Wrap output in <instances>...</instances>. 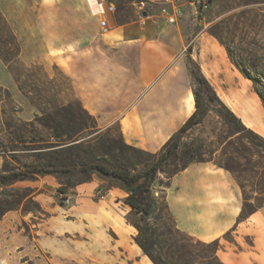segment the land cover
I'll return each mask as SVG.
<instances>
[{
    "label": "crops",
    "instance_id": "0c3cea01",
    "mask_svg": "<svg viewBox=\"0 0 264 264\" xmlns=\"http://www.w3.org/2000/svg\"><path fill=\"white\" fill-rule=\"evenodd\" d=\"M140 2L163 6L144 17ZM131 4L136 7L131 5L129 19L112 16L113 26L103 32H99L98 19L88 12L89 25L84 27L77 22L80 31L60 41V48L55 49L64 59L62 69L71 79L75 95L98 126L117 124L127 144L150 152L160 149L195 108L184 59V51L190 45L191 57L199 63L221 101L245 126L264 137V107L252 84L230 62L225 43L220 44L204 30L210 21L198 16L206 9L198 12L190 0H140ZM59 6L62 5H51V10ZM170 14L174 15V22L168 21ZM201 24L203 27L195 32L194 26ZM70 49L78 51L65 61L64 54ZM190 97L193 107L187 110ZM97 185L96 180H91L74 188L76 199L81 194L85 197L83 202L69 206L65 216L76 218L64 219L63 228L51 238L39 237L44 228L26 231L18 227L28 214L9 210L2 215L0 264H23L17 261L21 257L18 253L30 244L52 252L59 246L62 264H153L129 240L116 245L105 229L79 227L80 222L86 224L78 216L84 209L80 206L98 211L103 203L108 204L106 198L111 190L101 198L91 197ZM13 186L36 189L49 186V178L45 175L22 180ZM124 194L112 188V203H120L116 199ZM40 195L35 193L31 197L45 207L47 202ZM165 198L180 230L202 242L221 238L222 248L217 251L221 262L264 264V199L256 211L237 222L242 189L231 171L212 161L192 163L171 178ZM126 206L123 208L127 211ZM123 213L120 210L117 219L109 220L121 236L126 229H134L126 223ZM70 221H75L76 227ZM227 232L232 242L222 238ZM60 235L78 239H72L76 243L59 239L58 244L52 237ZM85 235L92 238L86 239Z\"/></svg>",
    "mask_w": 264,
    "mask_h": 264
},
{
    "label": "rangeland",
    "instance_id": "374dc122",
    "mask_svg": "<svg viewBox=\"0 0 264 264\" xmlns=\"http://www.w3.org/2000/svg\"><path fill=\"white\" fill-rule=\"evenodd\" d=\"M113 3L116 7L114 1ZM54 4L62 6L52 11L51 5ZM131 5L129 2L125 5L128 11L125 9L121 12H118L116 7L115 14L119 18L129 16ZM132 6L133 9L136 7L135 4ZM162 6L145 2L142 11L148 15ZM88 12L92 16L86 0H0V17H2L0 26L4 25V28L0 29V35L7 38L8 56L12 58L14 56L10 63H5L0 58V171L4 161L12 167L44 164L57 154L55 152L61 145H56L55 138L40 125L38 118L42 115L40 111L42 109L79 100L73 90L71 79L62 69L61 64L64 59L55 49L60 48V41L80 31L76 28L77 22L84 27L89 25ZM137 15L141 16L140 13ZM202 17L210 23L205 27L203 24L195 25L194 31L197 32L203 27L207 35L220 44L225 43L224 47L229 48L232 58L252 77L258 78L261 85L257 86L264 91V0H213L198 19ZM103 31L99 27V32ZM10 34L18 43V54L15 52V39H11ZM77 51L70 49L66 52L65 61ZM186 51L187 48L184 51L185 62ZM247 80L252 84L251 80ZM64 117L66 121L69 119L68 114ZM107 127H111L109 131L113 136H118L116 124ZM107 127L98 126L103 132L107 131ZM16 129H23L25 132L24 137L19 140L11 137L10 134ZM187 136L188 139L203 140L204 157L232 171L242 186V198L248 199V204L256 205L263 199L264 151L253 145L245 133L236 134L210 110L204 121L192 128ZM98 152L103 154L106 150L99 148ZM46 176L49 178V186H42L24 193L26 196L22 197L21 204L12 209L21 214H28L18 227L26 231L44 228L45 231L39 234L42 239L49 238L52 234L58 235L63 228L64 219H73V216L76 218V215L65 216V210L73 203L83 202L82 198L85 197L83 194L79 196V199L73 196L75 193L73 190L77 185L67 194H60L57 192L59 183L56 176L52 174ZM92 180H96L98 184L101 182L97 175H94ZM12 187L18 188V186ZM160 188L157 187V189ZM6 190L8 193L12 192V189ZM35 193H40V196L46 200L45 207H42L37 200L34 202L27 200ZM65 196L69 197L68 203L62 200ZM91 197L98 199L95 197V192ZM106 201L108 204L103 203L98 211H91L86 206H80L84 209L80 210L78 216L86 224L82 225L80 222L79 227L95 231L105 229L112 243L116 245H120L124 239L135 244L132 239V236L136 234L135 228L126 229L121 236L109 225V220L119 217L120 210L125 211L122 214L124 217L129 207L126 211L123 208L126 205L122 201L116 205L112 203V189ZM37 204L41 210L36 209ZM53 206L54 209H52ZM25 207L32 210L23 211ZM36 223L40 225L33 226ZM69 223L76 227L75 221ZM52 238L58 244H60L59 239L71 243H76L72 239H78L77 236H72L71 239L62 235ZM85 238L92 237L85 235ZM33 241L37 240L33 239ZM195 247L199 246L195 245ZM61 252L59 246L52 252L46 251L43 247L37 249L30 244L24 252L18 253L21 257L17 261L23 264H62Z\"/></svg>",
    "mask_w": 264,
    "mask_h": 264
},
{
    "label": "trees",
    "instance_id": "16d2710c",
    "mask_svg": "<svg viewBox=\"0 0 264 264\" xmlns=\"http://www.w3.org/2000/svg\"><path fill=\"white\" fill-rule=\"evenodd\" d=\"M108 1L115 2L118 12L125 9L128 11L125 5L134 2L133 0ZM138 1L140 0L135 2ZM114 16L120 19L116 14ZM123 19H129V16ZM2 28L4 25L0 26V29ZM9 37L15 39L12 34ZM14 42L15 52L18 54L16 39ZM226 51L231 63L245 78L251 80L253 90L264 107V91L257 86L260 84L258 78L252 77L232 58L229 48L226 47ZM190 53L189 45L186 51V66L191 77L195 108L155 152L127 144L117 124V137L110 133L111 127H107V131L103 132L98 128L95 117L83 108L79 100L40 110L42 114L38 118L40 125L55 138L56 145L61 146L55 152L57 154L44 164L12 167L7 162H3L0 171V218L7 211L21 204L22 197L26 196L24 193L34 189L12 187L18 181L35 180L40 176L52 174L56 176L59 183L57 192L67 194L76 185L89 182L94 175H97L101 182L95 189L96 198L105 196L112 188H118L125 193L121 201L129 206V210L124 219L136 229L132 239L153 264H224L217 256V251L222 248L221 238L202 242L178 228L176 219L168 207L165 189L169 186L171 178L188 165L211 161L204 157L203 140L188 139L187 136L192 128L204 121L210 110L236 134L245 133L250 142L262 151H264V137L245 126L221 101ZM8 55L7 38L0 35L1 60L10 63L14 56L12 58ZM65 114L69 115L68 122L65 120ZM33 131L36 132V130ZM10 134L11 137L19 140L24 137L25 132L23 129H16ZM99 148L105 149L106 152L99 153ZM215 164L228 169L219 163ZM157 187L161 188L157 189ZM6 189H12V192L8 193ZM263 199L256 205H250L248 199L242 198V209L237 222L256 211L263 204ZM27 200L34 202L32 197ZM36 209L41 210L38 204ZM30 210L32 209L29 207L23 209V211ZM222 238L233 241L230 232L225 233ZM195 245L199 247L196 248Z\"/></svg>",
    "mask_w": 264,
    "mask_h": 264
},
{
    "label": "built area",
    "instance_id": "2783aa9c",
    "mask_svg": "<svg viewBox=\"0 0 264 264\" xmlns=\"http://www.w3.org/2000/svg\"><path fill=\"white\" fill-rule=\"evenodd\" d=\"M196 7L198 12L205 10L211 3L212 0H190ZM89 11L92 15L96 16L99 22V26L102 30L106 31L108 28L113 26V22H110V18L115 14V5L113 2L108 0H86ZM143 2L139 5L143 6ZM169 22H174V15L170 14L168 16ZM63 201L68 203L69 197L65 196L62 198Z\"/></svg>",
    "mask_w": 264,
    "mask_h": 264
},
{
    "label": "bare ground",
    "instance_id": "6f19581e",
    "mask_svg": "<svg viewBox=\"0 0 264 264\" xmlns=\"http://www.w3.org/2000/svg\"><path fill=\"white\" fill-rule=\"evenodd\" d=\"M193 107V104H192V101H191V97H190V101L189 103L187 104L186 108L187 110L191 109Z\"/></svg>",
    "mask_w": 264,
    "mask_h": 264
},
{
    "label": "water",
    "instance_id": "95a60500",
    "mask_svg": "<svg viewBox=\"0 0 264 264\" xmlns=\"http://www.w3.org/2000/svg\"><path fill=\"white\" fill-rule=\"evenodd\" d=\"M142 15H143V16H146V12H145V11H142Z\"/></svg>",
    "mask_w": 264,
    "mask_h": 264
}]
</instances>
